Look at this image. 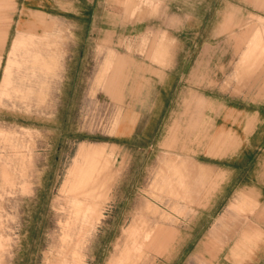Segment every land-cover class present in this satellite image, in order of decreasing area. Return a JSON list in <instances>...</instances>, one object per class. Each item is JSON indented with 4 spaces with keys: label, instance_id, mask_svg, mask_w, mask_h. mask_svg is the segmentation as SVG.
Here are the masks:
<instances>
[{
    "label": "rangeland",
    "instance_id": "1",
    "mask_svg": "<svg viewBox=\"0 0 264 264\" xmlns=\"http://www.w3.org/2000/svg\"><path fill=\"white\" fill-rule=\"evenodd\" d=\"M14 1L0 0V264H149L168 255L189 201L177 198L175 163H142L140 143L128 157L113 146L122 112L107 88L112 54L124 61L121 87L132 53L161 64L152 53L167 59L176 47L183 64L212 65L214 96L242 107L264 86L261 0ZM83 146H103L97 197L74 187L72 169L87 165ZM158 229L172 233L169 246L143 248ZM128 239L133 247H121Z\"/></svg>",
    "mask_w": 264,
    "mask_h": 264
},
{
    "label": "crops",
    "instance_id": "2",
    "mask_svg": "<svg viewBox=\"0 0 264 264\" xmlns=\"http://www.w3.org/2000/svg\"><path fill=\"white\" fill-rule=\"evenodd\" d=\"M8 1L16 7L14 0ZM130 1L124 0L125 5ZM259 5L264 7V0ZM112 55L117 64L111 69L107 88L114 99L120 98L122 112L116 136L120 144L113 146L128 157L140 143L148 153L142 163H175L170 167L177 168V184L184 186L177 198L189 201L183 216L177 215L181 222L171 244L174 250L168 255L157 252L149 264H173L176 257L177 264H264V86H255L252 99L242 97L239 102L244 106L235 107L232 101L214 96L212 65L183 64L175 47L167 59L166 52L152 53L161 64L132 53V65L120 87L115 82L119 83L118 71L124 61ZM250 63L255 65L256 60ZM259 64L264 65V59ZM247 103L253 108L246 109ZM190 104L195 105L193 110ZM91 147L83 146L79 153L85 163L91 160L90 165H76L71 175L77 194L97 197L103 183L98 180L101 189H87L77 175L93 164L95 176L91 174L96 178L103 146ZM150 153H155L153 159ZM155 231L159 235L143 248L169 246L172 233ZM130 242L122 241L121 247H133Z\"/></svg>",
    "mask_w": 264,
    "mask_h": 264
},
{
    "label": "bare ground",
    "instance_id": "3",
    "mask_svg": "<svg viewBox=\"0 0 264 264\" xmlns=\"http://www.w3.org/2000/svg\"><path fill=\"white\" fill-rule=\"evenodd\" d=\"M91 148H92V147H91ZM94 148H95V147H94ZM95 150H97V149H95ZM99 150H100V151H103L102 149H99ZM79 153H81V151H80ZM102 153H103V152H102ZM102 153H101V154H102ZM95 154H96V152H95ZM80 155H81V154H80ZM82 156H83V155H82ZM85 156H88V155H85ZM89 157H90V156H89ZM77 158H78V157H77ZM83 159H84V158H83ZM87 159H88V161H89V163H90L91 160H89V158H87ZM87 159H86V162H87ZM93 159H94V158H93ZM99 159H101V158H99ZM84 160H85V159H84ZM84 162H85V161H84ZM89 163L87 162V164H89ZM96 163H97V161H96ZM89 165H90V164H89ZM89 165H88V166H89ZM97 165H98V163H97ZM94 166H95V165H94ZM98 166H99V165H98ZM98 166H97V167H98ZM106 167H107V166H106ZM81 168H83V167H81ZM85 168H87V167H85ZM93 168H94V167H93V164H92V168H88V171H87V169H86V171H82V170H80V173L77 174V175L79 176V179H80V180H81V178L83 179L82 182H83L84 186L87 187V189H94V188H96V186H98V187L100 188V186H99L100 183H99V181H98L97 178L99 177V173H100V171L102 170V168H100V169L97 170V174H96L97 176H96V178H92L93 175L95 176V174H94V171H95V170L92 171L93 173L91 172V170H92ZM89 169H90V171H89ZM76 170H77V169H76ZM76 170H75V171H76ZM78 170H79V169H78ZM105 170H106V169H105ZM105 170H104V171H105ZM72 171H73V170H72ZM76 172H77V171H76ZM78 172H79V171H78ZM102 172H103V171H102ZM91 173H92L93 175H92ZM74 174H75V173H74ZM77 181H79V180H77ZM77 181H76V182H77ZM84 181H86V183H84ZM74 182H75V180H74ZM100 182H101V181H100ZM75 184H76V183H75ZM75 184H74V185H75ZM81 186H82V183H81ZM102 186H103V185H102ZM74 187H78V186H74ZM81 189H82V188H81ZM83 189H84V188H83ZM87 189H86L85 191H87ZM97 189H98V188H97ZM100 189H101V188H100ZM100 189H99V190H100ZM99 190H97V192H98ZM81 191H83V190H81ZM90 191H92V190H90ZM83 193H84V192H83ZM83 193H82V194H83ZM93 193H94V192H93ZM98 193H99V192H98ZM91 194H92V193H91ZM80 195H81V194H80ZM94 195H95V194H94ZM97 195H98V194H97ZM97 195H96V196H97ZM88 196H89V195H88Z\"/></svg>",
    "mask_w": 264,
    "mask_h": 264
}]
</instances>
